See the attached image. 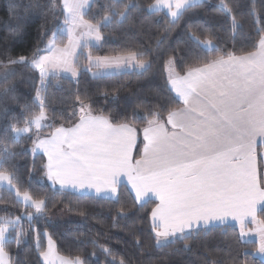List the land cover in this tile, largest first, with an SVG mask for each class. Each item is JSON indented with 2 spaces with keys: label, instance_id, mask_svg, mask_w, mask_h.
I'll return each mask as SVG.
<instances>
[{
  "label": "snow or ice",
  "instance_id": "1",
  "mask_svg": "<svg viewBox=\"0 0 264 264\" xmlns=\"http://www.w3.org/2000/svg\"><path fill=\"white\" fill-rule=\"evenodd\" d=\"M95 2L60 0L63 22L71 27L52 31L44 48L37 47L30 59L20 56L3 64L5 71L0 73V78L4 81L17 75L7 71L9 65L21 64L39 72L41 87L36 90L32 105L23 106L25 112L37 107L38 113L24 117L23 127L16 123L0 126V187L7 182V189L14 191L17 202L25 209L35 210V215L27 212L14 220L0 217V264H5L7 246L13 242L19 246L24 237L21 220L26 219L32 226L47 208L46 198L34 199L28 190L21 193L13 182L14 174L3 170L7 162L27 154V149L17 153L11 151V146L33 129L36 138L32 140L31 152L42 151L47 156L43 171L53 187L59 184L60 191L71 194V191L95 189L97 194L110 193L118 203L119 178L126 176L134 190L135 203L144 207L155 196L159 203L152 209L150 220L156 247L167 248L183 242L188 248L189 242L201 233L217 227L226 234L230 218L239 222L241 242L252 231L247 224L258 225L260 243L255 255L264 257V219L257 220L258 216L264 217V174L258 178V157L264 155L258 151L264 149V35L259 39L257 51L240 57L229 54L227 59L220 57L205 62L202 67H189L184 75L175 71V56L170 57L165 65L166 68L172 66L167 82L179 98L178 101L173 98L172 103H182L183 107L172 108L167 102L158 104L167 113L166 120L158 111L148 110L141 117L133 110L130 119L146 121L147 125L142 130V156L133 163L131 153L136 145L137 129L126 122L115 123L110 116L92 115L94 101L86 95L82 97L77 93L69 116H79L78 123L70 128L56 127L48 139L39 136L43 127H51L42 123L47 120L46 102L41 95L46 91L45 80L55 77L57 68L76 77L75 66L69 63L68 57L78 61L83 49L90 47L88 40L100 42L102 29L113 25L122 27L139 7L135 0H107L101 6L105 15L92 23L85 16ZM201 4L202 0H152L147 13L154 15L166 9L172 18L170 23L175 26L184 12ZM50 5L54 10L56 0H50ZM34 7L43 6L37 2ZM217 11L230 19L233 30L242 27L226 0H219ZM252 14L257 15L254 8ZM78 27L85 31L81 38L73 39L72 32ZM65 33L70 46L59 48L57 39ZM44 35L47 36V32ZM189 35L197 45L209 51L219 50L211 39H201L194 31ZM83 37L88 40L82 42ZM76 49H80V53ZM85 59L89 62L88 71L92 67L97 70L133 67L146 72L151 67L143 52L114 57H93L88 52ZM100 74V71L94 73L95 76ZM14 91V87H6L0 95L9 96ZM100 95L105 100L109 95L115 99L114 93L108 91H101ZM118 215L126 217L123 209ZM33 231L39 236L38 229L33 228ZM37 247L39 249V244ZM102 250L111 254L106 247ZM40 255L46 264H54L50 239L48 251H41ZM61 264L71 262L61 260ZM74 264L84 262L77 257Z\"/></svg>",
  "mask_w": 264,
  "mask_h": 264
},
{
  "label": "trees",
  "instance_id": "2",
  "mask_svg": "<svg viewBox=\"0 0 264 264\" xmlns=\"http://www.w3.org/2000/svg\"><path fill=\"white\" fill-rule=\"evenodd\" d=\"M37 2L43 7L35 8ZM106 2L96 0L92 3L85 19L92 23L102 19L105 13L101 6ZM226 2L233 8V14L242 27L232 29L230 19L217 11L219 0L202 1L199 7L184 12L175 26L163 12L154 15L147 13V6L152 0H135L139 7L132 11L128 23L122 27L113 25L102 29L100 44L85 50L93 56L103 57L143 52L151 67L146 72L129 71L94 77L82 69L85 57L81 55L76 66L79 72L77 78L50 76L45 80L46 91L41 95L46 102L47 125L51 127L47 126L40 132L46 133L56 127H68L75 123L79 116H69L76 103L77 93L92 98V115L110 116L115 123L126 122L137 130L143 128L146 121L131 120L133 110L141 117L148 110L158 111L166 119L167 113L158 104L167 102L172 108L180 106V103H172L176 97L164 74V66L170 57L175 56V69L183 73L189 67H201L205 62L226 58L229 54L242 56L255 51L261 35H264L261 32L264 29V0ZM13 5L16 7L13 8ZM253 8L256 16L252 14ZM61 9L60 0H56L54 10L50 0H0V73L5 71L3 64H7L9 59L20 56L30 59L37 47L44 48L51 39V32L64 24ZM133 24L135 26L130 27ZM190 31H194L201 39H211L219 50L209 51L197 45L191 40ZM46 32L47 36L44 35ZM64 41V37L57 39L58 44ZM7 71H14L17 75L9 77L8 81L0 78V92L6 87H14L15 91L9 96L0 95V126L16 123L18 127H23L24 117L39 112L37 107H31L30 112H25L23 107L32 105L40 84L39 74L21 64L9 65ZM101 91L114 93L115 99L109 95L105 100L100 95ZM29 135L32 139L28 138ZM34 137L35 132L25 134L18 144L11 146L13 152L19 153L25 149L28 152L7 162L3 169L14 174L13 182L21 192L28 190L34 199L46 198L47 202L43 217L32 226L26 219L21 220L20 228L24 237L20 245L13 242L6 248L12 264H42L40 252L45 247L43 231H47L53 239L60 255L70 259L79 257L84 264H121V261L123 264H264L254 255L256 244L241 242L239 231L233 225H228L226 234L219 227L201 233L189 242L188 248L184 247L183 242L158 248L151 234L149 218L153 201L141 207L124 186L118 189L117 203L116 199L68 194L41 184L45 160L42 155L31 152ZM139 149L140 143L135 158L138 157ZM0 207V217L16 218L32 211L25 209L6 189H0ZM59 209L79 217V220L46 223V216ZM122 209L126 213L125 218H119ZM33 228L38 229L39 236ZM104 247L111 250L110 255L102 250ZM245 252L250 255L244 256Z\"/></svg>",
  "mask_w": 264,
  "mask_h": 264
},
{
  "label": "crops",
  "instance_id": "3",
  "mask_svg": "<svg viewBox=\"0 0 264 264\" xmlns=\"http://www.w3.org/2000/svg\"><path fill=\"white\" fill-rule=\"evenodd\" d=\"M202 1H204V0H202ZM87 11V10H86ZM160 12H163L170 20L172 19L168 14H167V10L166 9H164V10H161ZM67 27H71V25H65V24H63V26L61 27V28H67ZM85 31V29H83V28H75L74 30H73V32H72V38L73 39H78V38H81V34L83 33ZM64 42H63V44H58L57 43V47H59V48H66V47H69L70 45H69V37H68V35H67V33H65L64 34ZM84 40H88V38L87 37H83L82 38V42L84 41ZM88 43L90 44V47H97L99 44H100V42H96V41H94V40H88ZM258 45V44H257ZM89 47V48H90ZM87 49V48H86ZM258 49H257V47H256V50L255 51H257ZM76 51H77V53H80V49H76ZM87 53H88V51H86L85 49H83V55H84V57H86V55H87ZM93 56V55H92ZM119 56H121V55H119ZM124 56H126V55H124ZM242 56H244V55H242ZM93 57H97V56H93ZM100 57H103V56H100ZM105 57H114V56H105ZM236 57H240V56H236ZM228 57H226L225 59H227ZM68 60H69V63L70 64H73L74 66H75V70H76V72H77V76H78V74H79V72H78V70L76 69V66H77V60H75L73 57H71V56H69L68 57ZM134 63V62H133ZM167 63V62H166ZM166 65V64H165ZM83 68V70H85V71H87L91 76H94V77H101V76H110V75H116V74H120V73H123V72H129V71H142V70H140V69H138V68H133V67H123V68H121L120 70H116V69H111V70H103V69H101V70H97L95 67H92L91 68V71H88L87 69H88V67H89V62L87 61V59H85V63H84V65L82 66ZM202 67V66H201ZM60 69V68H59ZM97 71H100V75H98V76H95L94 75V73H96ZM172 71V66L171 65H169V67L168 68H166V66H164V74H165V77H166V79L168 78V75H169V73ZM175 71H176V69H175ZM177 72V71H176ZM186 72V71H185ZM185 72H183V73H179L180 75H184L185 74ZM65 73H68V76L67 77H69V78H72V79H75V78H77V76L76 77H73L72 76V74H71V72H65ZM50 77V76H49ZM168 83V82H167ZM168 86H169V88H170V90H171V86L168 84ZM171 92L173 93V95L176 97V94H175V92L174 91H172L171 90ZM177 100H179V98H177ZM179 107H183V104L182 103H180V106ZM166 120V119H165ZM79 122V117H78V119L75 121V123L74 124H76V123H78ZM74 124H72L71 126H68V127H65V128H70V127H72ZM130 126H132V127H134L135 128V126H133V125H131L130 124ZM145 126H147V125H145ZM144 126V127H145ZM143 127V128H144ZM169 127V129H171V126L169 125L168 126ZM143 128H141L140 130H137V141H136V145L134 146V148H133V150H132V153H131V155H132V162L133 163H135V161L136 160H138V159H140L141 158V156H142V149H143V145H144V140H143ZM55 129H53V130H51V132H53ZM44 139V138H43ZM48 139V138H47ZM140 143V149H139V154H138V157L137 158H135V152H136V149H137V146H138V144ZM259 152H261L262 154H264V149H259L258 150ZM35 154H40V155H42L43 156V158H44V160H45V164L47 163V156H45L44 154H43V152L42 151H39V152H37V153H35ZM261 160H264V155H261V156H259L258 157V178H259V176L261 175V174H264V163H262L261 162ZM120 184H119V186H118V189H119V187L120 186H124L125 188H127V190L131 193V195H132V197H133V199H134V197H135V193H134V190L132 189V187H131V184L128 182V178L126 177V176H121L120 178ZM48 181V180H47ZM51 183H50V185L52 184L53 185V183H52V181H50ZM56 185H59V184H56ZM60 188V187H59ZM118 189H117V194H118ZM70 191V190H69ZM82 191V192H81ZM71 192H73V193H76V194H82V195H90V196H94V197H100V198H105V199H109V200H114L115 198H113L112 197V195L109 193V194H107V195H105L104 193H100V194H97L96 193V191H95V189H91V190H78V191H71ZM151 201H153V205H152V207H151V209H150V213H151V211H152V209L154 208V207H156V205L159 203V200L155 197V196H152L151 197ZM138 204V203H137ZM150 213H149V218H150ZM257 220H259V218L257 217ZM151 221V220H150ZM247 223V222H246ZM229 225H233V226H235L237 229H238V231H239V234H240V225H239V222L238 221H232L230 218H229ZM247 227L248 228H250V229H252V231L251 232H249V235L248 236H246V237H244L243 238V241L244 242H254L255 244H256V250H255V252H254V255H255V253H257V251H258V248H259V243H260V235H259V231H258V225L257 224H255V223H252V224H247ZM255 257L256 258H258V259H260V260H263L264 261V257H262V256H259V255H255Z\"/></svg>",
  "mask_w": 264,
  "mask_h": 264
},
{
  "label": "rangeland",
  "instance_id": "4",
  "mask_svg": "<svg viewBox=\"0 0 264 264\" xmlns=\"http://www.w3.org/2000/svg\"><path fill=\"white\" fill-rule=\"evenodd\" d=\"M200 46L202 48H204L203 45H200ZM205 50H207V49H205ZM38 74H39V72H38ZM56 76L67 77L68 76V73H65V71L63 70V68H60V69L57 68L56 69ZM40 87H41V85L39 84L38 88H40ZM35 96H36V94H35ZM48 122L49 121H48V118H47V120L43 121L42 123L45 124V125H47ZM46 127L47 126L43 127L42 129H45ZM35 131H36L35 129L32 130V132H35ZM51 133H52L51 131H48L46 133L39 132V136H40L41 139H43V138L44 139H47V138H50ZM35 138H36V136L34 137V139ZM32 148H33V144L31 145V149ZM47 180H48V178H47V176L44 173L43 174V178L40 180L41 184H47L51 188H55V189L60 190V188H59L60 186L59 185H55V187H53L52 184L50 185L51 182L49 180L48 181ZM0 189H6V190H8L7 189V182H5V185L3 187H0ZM21 193H23V192H21ZM71 193H73V192H71ZM12 194L14 195V198L17 201V198L15 196L14 191L12 192ZM74 194H76V193H74ZM82 194H77V195H82ZM20 204H22V203H20ZM22 206H24V205L22 204ZM0 209H1V207H0ZM31 210H32L31 212L35 215V210L34 209H31ZM6 218L13 219V220L15 219V217L14 218H12V217H6ZM78 220H79V217H75V216L70 215L64 209L56 210L55 212H53V213H51V214H49V215L46 216V223H54V222H77ZM45 232H47V231H43V238H44V242H45L44 252H47L48 249H49V239H50L51 240V245H52V256H51V259L53 260L54 264H61V260H68V261L71 262V264H74L76 258L70 259V258H67L65 256L60 255L57 252V250H56L55 243H54L53 239L49 236L48 232H47V235H44ZM40 259H41L42 264H46V261L41 257V255H40ZM5 264H12L8 255L5 256Z\"/></svg>",
  "mask_w": 264,
  "mask_h": 264
}]
</instances>
